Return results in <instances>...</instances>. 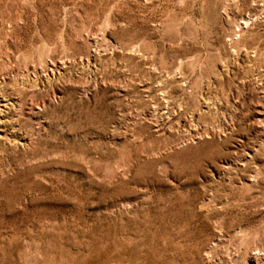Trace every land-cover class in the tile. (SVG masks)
Instances as JSON below:
<instances>
[{"label": "rangeland", "instance_id": "374dc122", "mask_svg": "<svg viewBox=\"0 0 264 264\" xmlns=\"http://www.w3.org/2000/svg\"><path fill=\"white\" fill-rule=\"evenodd\" d=\"M0 264H264V0H0Z\"/></svg>", "mask_w": 264, "mask_h": 264}]
</instances>
